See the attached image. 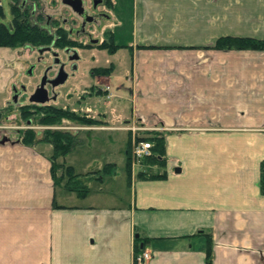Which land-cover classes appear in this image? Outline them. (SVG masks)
<instances>
[{
    "label": "crops",
    "instance_id": "1",
    "mask_svg": "<svg viewBox=\"0 0 264 264\" xmlns=\"http://www.w3.org/2000/svg\"><path fill=\"white\" fill-rule=\"evenodd\" d=\"M116 3L128 94L109 75L90 82L99 94L82 112L97 126L69 130L56 157L84 194L54 181L49 143L0 135V264H133L141 252L145 264H264V50L213 48L264 40V0ZM133 125L162 137L159 164L129 161Z\"/></svg>",
    "mask_w": 264,
    "mask_h": 264
},
{
    "label": "rangeland",
    "instance_id": "2",
    "mask_svg": "<svg viewBox=\"0 0 264 264\" xmlns=\"http://www.w3.org/2000/svg\"><path fill=\"white\" fill-rule=\"evenodd\" d=\"M8 1L9 0H0V6L2 10L0 22L6 25H8L11 17L8 7ZM115 6L117 9L118 4L115 3ZM113 20V23H115L114 25H117L116 18L114 16ZM122 31H124L123 33H125V29H123ZM95 33H97L98 37H100V32L96 31ZM122 40L125 42V38L123 36L120 41L119 39H116L115 41L122 42ZM40 47L41 48L37 49L35 46H31L26 43L14 47H0L4 48L9 53L3 63L0 64V67L2 66L1 69L3 68L6 71L8 70L10 76L9 80H7V82L4 84V86L1 87L0 90V135L2 137H16L17 132L22 137L24 130L30 129L31 131H35L36 136H38V140H35V142L48 143L49 140L52 139V135L47 134V132L67 131L68 134L69 130L75 131L74 127L77 125L83 127L97 126L95 125V122L87 123L81 122L80 120L68 118H60L58 121L53 120L42 123L38 118L39 116L41 117V114L39 112H34L28 115L20 114L18 106L21 103H26L27 100L25 99V95L23 96L24 98L22 101L20 100L21 97L19 98V101H21V103L18 102L17 104H13L8 102L11 99V84L14 85L17 90L19 89V85L23 84L26 88L25 92L31 91L36 77L27 78L24 75V71L29 64L34 63V58L38 55V50L44 48L43 46ZM79 53L81 60L80 62H78L77 71L73 76L67 79L62 87L59 88L60 95L58 96V98L54 101H50L49 104L56 108H64L67 110L76 111V113H78L79 115L88 117L85 112H82V107L84 105H87L88 108H91L93 103H95L93 97L99 94V91L98 93H96L94 90L95 87L90 83L94 81L96 77H104L103 75L98 73V69L103 67L106 69L109 68V70L105 71V75L110 76L108 82L110 91H115L117 87L121 85L122 88L119 89L121 90V92H123L124 96H127L128 93L126 87H128V81L126 79L127 77H129V56L128 51L125 50L124 46L116 49L113 52H107L103 48H92L90 50H80ZM43 56V60H46V58L48 59L45 54ZM37 68L38 70L40 69L39 67ZM89 71H92L93 74H98V76L90 75ZM90 91L91 93H89ZM105 101L111 103V101L108 100L107 96H105L102 100V102L104 103ZM122 105H124V108H128L126 100L122 103ZM89 117L91 116L89 115ZM71 124L73 125V128ZM125 129H128L132 132L133 141L131 144L135 143V141L149 142L148 140H140V138H142L143 136H140L141 134L139 135V133H142L144 131V127L133 125L129 128L128 126H125ZM136 130H138V134H136ZM129 161L132 163V159H130V157ZM139 163L143 162L139 161Z\"/></svg>",
    "mask_w": 264,
    "mask_h": 264
},
{
    "label": "flooded vegetation",
    "instance_id": "3",
    "mask_svg": "<svg viewBox=\"0 0 264 264\" xmlns=\"http://www.w3.org/2000/svg\"><path fill=\"white\" fill-rule=\"evenodd\" d=\"M10 3L14 4V0H9L8 5ZM115 3L116 0H16L15 6L21 12H27L34 23L40 22L49 34L56 30L65 31L66 39L73 45L57 48L51 42L38 50L34 63L29 64L24 71L27 78L36 77L31 91L25 92L23 84L19 85L18 90L11 84V99L8 102L21 103L24 95L27 101L19 106L49 105L50 101L55 100L60 93L59 88L78 69V62L81 60L79 51L98 49L97 46L101 43L114 41L112 30L115 27ZM38 16L42 17L41 21L37 19ZM96 31L100 32V37ZM44 54L48 59L43 60ZM89 73L98 76L92 71ZM101 75L106 76L103 73ZM62 76H65L64 81L56 84ZM40 99L46 100L39 103Z\"/></svg>",
    "mask_w": 264,
    "mask_h": 264
},
{
    "label": "trees",
    "instance_id": "4",
    "mask_svg": "<svg viewBox=\"0 0 264 264\" xmlns=\"http://www.w3.org/2000/svg\"><path fill=\"white\" fill-rule=\"evenodd\" d=\"M14 4H9L10 20L8 25L0 22V47H14L23 45L24 43L31 46H35L37 49L40 46H45L51 42L57 48H61L65 45H73L66 39L65 31L56 30L49 34L42 25L34 23L30 19L27 12H21ZM0 16H2V10L0 7ZM38 20H42L41 16H38ZM123 47V45L116 44L113 40L105 43H101L97 48H103L107 52H113L116 49ZM213 48L215 49H252V50H264V40L250 38V37H235V36H224L219 37L214 41ZM109 68H100L98 73L105 74ZM21 115H28L34 112H39L40 122L58 121L60 118L76 119L81 122L94 123L92 117H84L76 113V111L67 110L64 108H56L52 105L32 106V105H21L18 106ZM46 134V133H45ZM52 135V139L49 140V144L52 148L51 160V172L55 182L59 181L63 175L66 176L67 187L74 191L77 195L81 196L85 192V187L82 186L81 182L77 179V175H74L69 166L58 163L56 157L66 153L72 146L73 138L64 132H47ZM38 137V136H37ZM43 138V137H42ZM36 139L35 131L25 129L21 141L22 143L29 145L32 144ZM38 140V138H37ZM140 140H148L151 143L150 155L141 159L146 164H159V156L162 154V137L157 133L153 132L150 136L142 137ZM56 171L59 174L56 176ZM61 172V174H60ZM156 177V176H152ZM259 191L264 195V159L259 165ZM136 252L138 251L137 246L135 247ZM206 260H209V254L206 255Z\"/></svg>",
    "mask_w": 264,
    "mask_h": 264
},
{
    "label": "built area",
    "instance_id": "5",
    "mask_svg": "<svg viewBox=\"0 0 264 264\" xmlns=\"http://www.w3.org/2000/svg\"><path fill=\"white\" fill-rule=\"evenodd\" d=\"M150 147L151 143L144 141H135L132 144L130 153L131 159L134 163H139L141 159L150 155ZM149 255L146 252H141L139 254H135L133 257V264H145Z\"/></svg>",
    "mask_w": 264,
    "mask_h": 264
},
{
    "label": "water",
    "instance_id": "6",
    "mask_svg": "<svg viewBox=\"0 0 264 264\" xmlns=\"http://www.w3.org/2000/svg\"><path fill=\"white\" fill-rule=\"evenodd\" d=\"M64 79H65V76H62V77L56 82V84L59 83V82H63ZM30 100H31V99H30ZM45 100H46V99H40V100H38V102H39V103H42V102L45 101Z\"/></svg>",
    "mask_w": 264,
    "mask_h": 264
}]
</instances>
